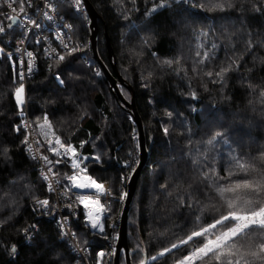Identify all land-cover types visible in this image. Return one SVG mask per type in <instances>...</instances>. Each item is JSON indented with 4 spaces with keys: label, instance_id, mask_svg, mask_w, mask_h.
Wrapping results in <instances>:
<instances>
[{
    "label": "trees",
    "instance_id": "16d2710c",
    "mask_svg": "<svg viewBox=\"0 0 264 264\" xmlns=\"http://www.w3.org/2000/svg\"><path fill=\"white\" fill-rule=\"evenodd\" d=\"M89 2L100 17L97 55L112 73L105 31L117 73L133 91L148 151L129 205V262L175 264L188 254V245L156 261L151 256L227 211L216 186L264 176V0ZM66 18L76 38L86 43V22L70 12ZM0 24L4 39L20 37L2 15ZM36 50L37 71L26 84L32 127L37 132V124L47 117L64 144L75 143L87 156L88 176L107 183L111 193L104 235L90 233L81 213L73 222L72 231L93 264L99 243L117 234L118 224H112L123 205L121 186L126 189L139 159L137 141L131 139L135 127L107 80L93 72L91 54L86 66L85 58L74 52L52 61ZM229 65L231 70L217 75ZM55 74L63 87L56 84ZM11 80L8 60L0 55V264H75L53 224L34 220L31 202L45 191L36 166L22 151L25 134L15 127L20 113ZM118 89L129 101V90ZM238 161L256 170L245 175ZM56 171L61 186L69 188L67 165ZM33 225L37 231L26 245L21 232ZM255 243L264 240L257 235ZM119 264H126L122 252Z\"/></svg>",
    "mask_w": 264,
    "mask_h": 264
},
{
    "label": "built area",
    "instance_id": "2783aa9c",
    "mask_svg": "<svg viewBox=\"0 0 264 264\" xmlns=\"http://www.w3.org/2000/svg\"><path fill=\"white\" fill-rule=\"evenodd\" d=\"M2 2V0H0ZM31 6H28L29 0H25V12L19 13V4L14 5L19 13L18 23L11 28H15L20 37L17 39H4L3 32L0 33V55H4L8 60L11 72L12 82L17 87L23 85V103L20 107V115L16 127L20 128L25 137L21 142V147L25 157L36 166V171L39 180L43 184L45 195L36 197L31 202V209L34 220H44L51 222L56 229L60 239L67 245L70 254L74 258L75 264H91L90 252L86 247L78 243L77 238L72 231L73 222L79 213L82 214L85 225L91 232L99 231V225L108 216L106 208L109 206L110 192L106 184L104 185L105 192L100 194V204L104 206V211L97 217L95 214L92 219L96 220L97 228H92L91 221L88 218V212H94V205L85 207L76 199L78 195H96L94 189H65L60 186L59 176L56 171V161L52 159L40 145L38 133L32 127L27 116L26 106V84L28 79L32 78L37 71V50L39 47L44 58L52 61L60 60V56L64 53L74 52L82 58H85V65L89 63L86 59L87 55L91 54L89 41L86 43L77 39L74 35L73 27L67 20L66 15L70 12L73 16L82 18L87 22L86 12L82 4V8H78L76 0H30ZM1 13L6 15H17L12 13L6 6L0 7ZM7 24L9 20L2 15ZM51 17V19H49ZM0 26H2L0 24ZM3 27V26H2ZM67 45V47H65ZM32 56L29 57L28 53ZM31 66V67H29ZM93 72H100L97 65L93 67ZM21 73L23 79H21ZM56 83L61 86V79L55 75ZM27 137V142L25 139ZM29 147L31 150H29ZM48 157L52 161L51 164L45 162L42 157ZM76 157H67L68 165L76 175L75 168L72 166V160ZM83 158H87L85 155ZM52 171L49 172L48 169ZM48 175V180L44 176ZM78 177V176H77ZM87 176L84 175L85 178ZM79 180V178H78ZM52 183L53 191H49L48 185ZM48 200L47 206H42L39 201ZM119 219V217H118ZM37 231V225H33L30 229L23 230L24 242L26 245H31L34 235ZM115 250V245H114ZM103 250L98 251L93 264H102L104 260Z\"/></svg>",
    "mask_w": 264,
    "mask_h": 264
},
{
    "label": "snow or ice",
    "instance_id": "6c2138e0",
    "mask_svg": "<svg viewBox=\"0 0 264 264\" xmlns=\"http://www.w3.org/2000/svg\"><path fill=\"white\" fill-rule=\"evenodd\" d=\"M19 4V13L25 12V0H2L0 7L6 6L11 10L12 13H17V8L14 5ZM78 8H82L81 0H76ZM28 6H31L29 0ZM229 7L233 5L228 4ZM213 7L223 8L222 4L213 5ZM17 15H5V18L10 21L7 25L11 28L13 25L18 23ZM51 19V17H49ZM4 27L0 26V33L4 32ZM67 47V45H65ZM2 51V49H0ZM28 56L31 57L32 53L29 52ZM63 56L60 59L63 60ZM166 64H171V61H165ZM235 63V62H234ZM31 67V66H29ZM231 70V65L228 68H223L218 76H223L227 71ZM211 76L212 73H206ZM21 79L23 74L21 73ZM22 93L23 85L18 87L15 92L16 100L18 104H22ZM261 96H264V91L261 92ZM45 123L47 118L45 117ZM43 130L44 125H40ZM167 133V129H165ZM221 135L219 132L216 136ZM215 139V137H213ZM27 142V137L25 139ZM212 141L210 140L209 143ZM55 143L61 148H64V152L60 153L56 148L50 147V151L54 155L67 156L71 153L73 156L76 155V150L69 146H65L61 143L59 138L56 139ZM29 150L31 148L29 147ZM46 163L51 164L52 161L48 160V157H42ZM261 159H264L262 154ZM60 161H56L59 163ZM73 168H78L79 164L76 159L72 160ZM237 166L240 171L247 175L248 170L255 171L254 165H246L243 162L238 161ZM52 171L51 168L48 169ZM236 173L230 172L229 176L235 175ZM45 180H48V175L44 176ZM205 179H209L208 174H205ZM67 179L71 181V187L76 189H94L96 195H78L76 199L80 201L85 207L94 205V212H88V218L91 221L92 228H97L96 220L92 217L95 214L97 217L104 211V206L100 204L99 196L105 192L104 185L97 183L91 177H85L79 179L77 175L68 176ZM223 179V177H220ZM56 183H59L57 180ZM49 191H53L52 183L48 185ZM216 192L218 196L224 201L227 211L221 214L218 218L214 219L211 223L206 225H197L193 230L184 238L173 242L169 247L162 249L157 255L151 256V260L156 261L160 257H164L167 253H171L173 249H180L184 245H188L190 250L188 254L183 256L181 259L176 261V264H212L213 261L217 264H255L256 261H260L264 264V243H255L256 236L264 240V176L261 179H246L232 181L226 185L216 186ZM231 194V195H226ZM126 193L123 197H126ZM42 206L49 204L48 200L39 201ZM199 217L197 220L199 221ZM100 230L103 231V225H99ZM12 253L16 252L15 247L11 249ZM103 255V253H101ZM249 257L251 259H249ZM143 264V262H142Z\"/></svg>",
    "mask_w": 264,
    "mask_h": 264
},
{
    "label": "water",
    "instance_id": "95a60500",
    "mask_svg": "<svg viewBox=\"0 0 264 264\" xmlns=\"http://www.w3.org/2000/svg\"><path fill=\"white\" fill-rule=\"evenodd\" d=\"M81 2L83 3L86 16H87V26L89 30V43H90L92 58L94 62L97 64V66L99 67V70L102 76L107 80L110 89L114 91V93L116 94V97L122 103L123 108L129 113L136 127V141L138 145L139 159H138V163L135 169L133 170L132 174L130 175L126 183L125 193L127 195L126 197H123V205H122V209H121L119 219H118L117 234H116V240H115V250H114V255L112 258V264H119L120 252H122L124 254L126 264H130L129 254L131 253V251L129 250L128 245H127V228H126L128 211H129L130 202L134 194L136 183L140 176L141 169L146 163V160L148 157V151L145 147V137L143 133L142 123H141L140 117L137 113V110L134 104L133 91L129 86H127L123 82L122 78L117 73V70L114 64L113 52L110 46L108 35L105 31H104V41H105V45L107 48V57L112 63L111 64L112 71H113L112 73H110V71L105 67V65L101 62V60L99 59L97 55V52H96L97 20H99L100 17L96 13L94 7L89 2V0H81ZM118 86H125L129 90L130 92L129 101H126L122 97L121 93L119 92ZM89 160H91V157H89ZM145 260L146 258L144 257V262Z\"/></svg>",
    "mask_w": 264,
    "mask_h": 264
},
{
    "label": "rangeland",
    "instance_id": "374dc122",
    "mask_svg": "<svg viewBox=\"0 0 264 264\" xmlns=\"http://www.w3.org/2000/svg\"><path fill=\"white\" fill-rule=\"evenodd\" d=\"M82 21L86 22V20H84V19H82ZM86 24H87V22H86ZM55 75L53 76V78L55 77ZM11 83H12V80H11ZM61 83H62V85L60 87H63V82L61 81ZM17 88L18 87L16 85H14L15 103L17 105L18 114H19L20 113L21 104H18L17 103V100H16L15 92H16V89ZM25 97H26V106H27L28 103H27V95H26V93H25ZM22 98H23V95H22ZM40 125H44V129L43 130L40 128ZM133 125H134V123H133ZM36 127H37V130H38L37 132H38V135H39V140H40L41 146H42L43 150L45 151V153H47L55 161H60L56 165V170H57L58 167H62L63 165H65V166L67 165V167L70 169V176H71V174L73 173V171H72L71 167L68 165L67 157L72 156V157H76L75 159L77 160V162L79 164V167L78 168H75V172H76V175L78 176V178L81 179V177H84V175L87 176V177H90L87 174V168H86V164H85L86 161H87V158H83V156H82L83 154L80 152V149L78 148V146L75 143L69 141L68 143L64 144L63 143V140L61 139V137H59V135H57L55 132H53V130L50 128V126L48 124V119H47V123H45L44 116H43V120L40 123H38ZM134 127H135V125H134ZM57 138H59V140L61 141V143L63 145H65V146H69L70 145L71 147H73L76 150V155L73 156L71 153H69L67 156H63V155L57 156V155H54L53 152L50 151V147L56 148L60 153H63L64 152V148H61L59 145H57L55 143V141H56ZM131 139H132V141H136V127H135L134 133L133 132L131 133ZM95 161H97V160H95ZM97 183H101V184H106L107 185V183H105V182H97ZM121 192H122V196H123V194L125 193V189L122 186H121ZM110 195H111V193H110ZM107 209L108 208H106V210ZM107 214H108V212H107ZM107 218H108V216L105 219H107ZM105 219L102 222L103 229H104V223H105L104 221H105ZM83 222H84V226L92 234H102L103 231H104V230L103 231L99 230V231L91 232L88 229V227L85 225L84 219H83ZM115 224L117 226V224H118V217H117L116 223L112 224V226L115 225ZM22 232H23V230H22ZM104 233L102 235H104ZM115 240H116V233H115V235H113V237L112 236H108V237L105 238V240H103L102 242L99 243L100 244V249L103 250V253H104V260H103V263L102 264H112V258H113V254H114V244H115Z\"/></svg>",
    "mask_w": 264,
    "mask_h": 264
},
{
    "label": "crops",
    "instance_id": "0c3cea01",
    "mask_svg": "<svg viewBox=\"0 0 264 264\" xmlns=\"http://www.w3.org/2000/svg\"><path fill=\"white\" fill-rule=\"evenodd\" d=\"M82 156H84V155H82ZM68 161V160H67ZM71 175H73V173L71 174ZM59 183H60V180H59ZM60 186H61V184H60ZM62 187V186H61ZM63 188V187H62ZM65 188V187H64ZM72 187H71V182H70V187L69 188H67V189H71ZM66 189V188H65ZM82 218H83V216H82Z\"/></svg>",
    "mask_w": 264,
    "mask_h": 264
},
{
    "label": "bare ground",
    "instance_id": "6f19581e",
    "mask_svg": "<svg viewBox=\"0 0 264 264\" xmlns=\"http://www.w3.org/2000/svg\"><path fill=\"white\" fill-rule=\"evenodd\" d=\"M81 179H83V178H81Z\"/></svg>",
    "mask_w": 264,
    "mask_h": 264
}]
</instances>
